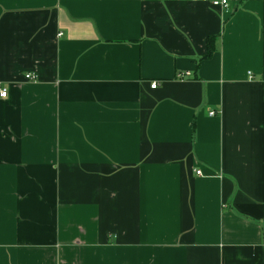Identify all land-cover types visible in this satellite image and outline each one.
I'll list each match as a JSON object with an SVG mask.
<instances>
[{"label":"crops","instance_id":"0c3cea01","mask_svg":"<svg viewBox=\"0 0 264 264\" xmlns=\"http://www.w3.org/2000/svg\"><path fill=\"white\" fill-rule=\"evenodd\" d=\"M228 1L0 0V264H264V0Z\"/></svg>","mask_w":264,"mask_h":264},{"label":"built area","instance_id":"2783aa9c","mask_svg":"<svg viewBox=\"0 0 264 264\" xmlns=\"http://www.w3.org/2000/svg\"><path fill=\"white\" fill-rule=\"evenodd\" d=\"M192 3H203L206 5H209L210 7L214 8V9H219V10H225L228 9L230 7V3L228 0H190ZM60 36H62V34H60ZM27 81L30 82H35L37 80V76L34 74H27L25 76ZM181 78V76H180ZM158 87V83H153L151 85L152 89H156ZM9 96V91L6 88H0V99H7ZM215 113H211V116H215ZM198 175H201V171L197 172Z\"/></svg>","mask_w":264,"mask_h":264},{"label":"trees","instance_id":"16d2710c","mask_svg":"<svg viewBox=\"0 0 264 264\" xmlns=\"http://www.w3.org/2000/svg\"><path fill=\"white\" fill-rule=\"evenodd\" d=\"M212 42V39L211 40H209V43H211ZM213 51V49L212 48H210V50H209V55L211 54V52Z\"/></svg>","mask_w":264,"mask_h":264}]
</instances>
